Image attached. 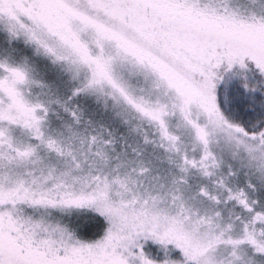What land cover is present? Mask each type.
Here are the masks:
<instances>
[{"label":"snow or ice","instance_id":"6c2138e0","mask_svg":"<svg viewBox=\"0 0 264 264\" xmlns=\"http://www.w3.org/2000/svg\"><path fill=\"white\" fill-rule=\"evenodd\" d=\"M0 264H264V0H0Z\"/></svg>","mask_w":264,"mask_h":264}]
</instances>
